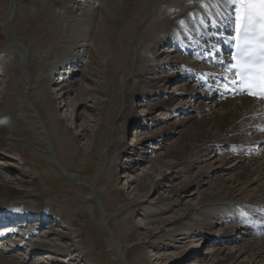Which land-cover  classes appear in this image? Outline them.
I'll return each instance as SVG.
<instances>
[{
    "label": "rangeland",
    "instance_id": "obj_1",
    "mask_svg": "<svg viewBox=\"0 0 264 264\" xmlns=\"http://www.w3.org/2000/svg\"><path fill=\"white\" fill-rule=\"evenodd\" d=\"M173 1L164 0L161 4L158 0L146 2L149 16L157 15L155 13L157 11L158 15H163V11L168 10L171 13L174 12L170 4ZM104 2V0H98L94 5L98 9L89 13L92 14L90 17H84L80 10L81 0H0V105L1 107L3 105V109L8 107L7 104H3L5 103L3 99L8 93L7 83L14 78L13 73L3 72L4 67H13L19 73L18 85L23 89L17 87L12 90V95H7V99L10 100L8 109L16 112L13 116L15 119L20 118L18 121L23 123L25 128L27 127L24 128L25 133H33L35 141H38L35 137L39 136L37 126L41 127L44 134L42 139L46 143V145H36L37 153L31 148L28 150L31 154H28L30 161L27 162L29 166L31 165V174H34L31 178L23 176L21 168L24 165L13 158L12 154H8L10 158L2 159L0 164L8 162L11 166L3 167V164L0 166V180L11 181L12 189L21 196H26L33 189H41V192L46 194V196L42 195L48 202L46 210L49 216L50 213H54L53 211L59 213L67 212V210L70 211L69 214L67 213L68 216H65L67 218L77 220L80 215H87V219H84L82 224L84 235L78 239L75 235L76 231H70V237L63 240L59 238L60 235L47 233L52 231L51 227L54 224L49 222L37 230L33 229L37 234L34 233L36 234L32 236L34 240L30 242L47 243L51 247L34 251L36 247L24 246L21 248L25 250L18 248L8 255L0 254L20 264H217L218 259L230 253L235 257L226 264H264L263 256L257 258L258 261L248 252V245L252 241L242 235L244 230L237 228L232 232L233 236L225 234L227 239H221L222 229L226 230L235 226L231 223L234 218L230 215L223 218L220 216L223 215L222 213L211 216L207 212H211V209L213 212V208L205 203L202 204L210 195L218 191L224 192L222 189L224 181L227 185H231L229 179L233 173L227 169H233L236 161L231 158L229 163L224 165L222 162L220 165L219 161L228 157V154L218 151L212 152L211 156L202 157L201 162L188 168L187 165L184 166V163L179 162V164L174 156H167L169 149L175 147L180 137L188 131L194 132L196 127L194 124L198 121L193 111L200 106L201 100H195L192 97L196 94L189 97L185 92L191 90L193 86L186 82L185 76L178 75L177 81L170 82L168 86L160 89L161 92L147 96L144 101L135 97L127 109L131 110L133 118L123 125V131L121 130L122 147L121 149L113 147L111 145L113 138H111L109 147L112 148L109 150L112 152H109L111 155L109 161H105L106 165H102L103 159L107 158L106 154H102L105 149L99 150L94 145L98 134L97 129L102 123L101 102L107 98L105 94L109 89L114 90L117 95L116 102H118L120 93L118 77L110 81L112 85L109 83L106 86L100 83L104 80L100 79L98 72L89 68L88 63L83 60L78 62L73 58H61L59 51L55 50L65 42L61 37L68 36L67 28L73 26L81 29L84 23L82 21L86 22L93 17L88 29L92 30L99 21L100 13L109 15L112 6L105 5ZM93 3L94 1H90V4ZM182 3L183 6L193 4L192 0ZM220 3L224 2L220 0L215 2L214 8ZM84 5L89 6V3ZM156 6L157 8L153 10ZM159 7L161 8L158 9ZM121 8L119 7L116 12L117 15H120ZM149 24L150 21L145 19L140 21L136 28L137 43L134 49L136 48L137 53L147 50L146 40L142 41V33ZM86 38L87 34L83 33L78 40L85 41ZM162 38L160 37L159 40ZM159 40L157 39L155 43L150 42L148 47L153 54L154 65L158 66L156 71L159 75L167 76L170 75L167 71L172 69L170 67L172 59L176 57L181 60L183 57L169 45L173 38L170 42L163 44H158ZM60 41H62L61 44ZM84 43L92 46V42L87 43V40ZM78 52L83 54L85 50L79 49L76 53ZM153 74L146 75V79L153 78ZM45 77L49 78V84L46 87L41 84ZM119 77L122 78L123 75ZM180 77L183 79H179ZM93 78L95 81L91 80ZM129 85L130 92L138 88L136 81L131 80ZM46 89L50 91L49 97L53 98L50 105L46 102L48 93ZM31 93L36 98L35 103L38 102V105H41L40 108L37 104L30 102ZM23 94L27 96L24 101L26 105L23 102ZM64 95L66 96L62 101L61 97ZM169 98L171 99L170 108L166 111L159 105ZM186 102L185 110L177 107ZM52 104L59 122L45 118L43 114V109L47 114H53ZM26 107L29 109L28 115L25 111ZM213 107L211 111L216 120L227 112L224 105H217L216 109ZM190 115L195 117L185 121L184 118ZM181 122L184 123L180 124ZM58 123L67 130L60 133L56 127ZM214 124L212 123L209 128L208 135L215 138ZM46 126L48 133L45 130ZM119 126L122 127V125ZM113 128L114 135L118 124L117 126L114 124ZM190 145L191 143L187 142L188 149ZM217 148L222 149L220 146ZM107 150L108 148L106 152ZM231 151L228 150V152ZM256 159L254 162L261 167L262 163ZM107 162L113 163L112 170L108 168ZM238 171L240 169H237ZM40 174H44L45 178L42 179ZM207 174L209 177L206 176ZM195 178L199 179L197 186H189L187 190H181V185L190 180L194 181ZM30 180H33L35 184L21 182ZM259 180L257 179L258 183L249 190L246 186L241 187L243 190L236 194L242 192L243 195L239 198L237 196L235 202L237 205H242L237 202H244L254 197L252 194L258 189L259 196H263L264 187ZM175 188H180L175 191L176 194L173 192ZM32 210L35 209L32 208ZM237 216L239 218L238 214ZM37 219L39 218L35 215L31 220L33 225L28 226L34 227L35 224L38 226L40 222H37ZM112 221L118 223L114 225ZM175 221L177 224H174ZM225 221H228L230 225H224ZM54 228L64 230L60 226H54ZM229 237L231 240L228 239ZM123 244L132 245L133 250H136L129 259L123 252ZM244 250L245 253H239ZM222 252L223 255H221ZM72 257L75 258L73 263ZM139 260L143 262L140 263Z\"/></svg>",
    "mask_w": 264,
    "mask_h": 264
},
{
    "label": "bare ground",
    "instance_id": "obj_2",
    "mask_svg": "<svg viewBox=\"0 0 264 264\" xmlns=\"http://www.w3.org/2000/svg\"><path fill=\"white\" fill-rule=\"evenodd\" d=\"M90 1L92 2L94 1V3L90 4ZM97 1L98 0H83L81 4V9H80L82 10L81 14L84 17H88V16L90 17L92 14L90 15L89 13L95 12V10L98 9L97 7L94 6L97 3ZM104 1H105L104 2L105 5L112 6L110 10V14H109L111 15V17L105 13H100L101 15L98 18L99 19L98 23L94 27L91 26V28L93 27L92 30H88V29H90L89 28L91 25L90 22L93 20L92 19L93 17L86 20V22L85 20H83L82 22L84 23L82 24L81 29L74 28L73 26L67 28V31L66 30L65 31L67 32L66 34H68V36L62 35L61 37L62 40H65V42L63 41L64 43L58 46L55 50V51L57 50L59 51L58 53L61 58L62 57L64 59L73 58V59H76L78 62H81L83 60L85 61V63H88L89 68L98 72L101 76L100 79L104 80V81H101L100 83H104L106 86L107 84L110 83V81H114L115 78L118 77V86H119L118 88L120 91V93L118 94V102H116V96H117L116 93L114 92V90H111V89H109V91L106 92L105 94L107 98L104 101L101 100L102 101L101 103L103 105L102 109H100L101 111L100 114L102 116V123L99 129H97L98 134H97V139L95 138L96 140L94 142V145L99 150L103 148L105 149V151L102 154H106L107 158L103 159L102 161L103 166L106 165L105 161H109V158L111 155L109 152H112L109 150L111 138H113L111 142V145L113 147L119 148V149H121L122 147V137L120 135L121 130L123 131V125L130 122L133 118V114L132 112H130L131 110L129 111L127 109L130 107L131 103H133L135 97H139L144 101L147 96H150L151 94H155V93L158 94L159 92H161L160 89H163V87H165L166 85L168 86L170 82L175 81L178 75L184 76L186 74L185 73L186 70L181 67V64L183 62L185 63L186 61L182 59L179 60V59H176V57H174L172 59L173 61L170 64V67H172V69L171 70L169 69L170 71H167L170 73V75H167V76H165V74L159 75V72L156 71L158 69L157 68L158 66L154 65L155 61L153 60L154 58L153 54H151L149 51V47H148L149 43L153 41L155 43V41L157 39L159 40L160 37H163V38L158 41V44L170 42L172 38L175 39L179 37L180 35H178V33L179 34L183 33L179 25L182 19L186 20L185 25H183L184 29L186 27L193 29L194 28L193 26L195 25V23H197V21L202 20V19L206 20L208 18L207 15H203L206 18L203 16L202 18H198L196 16L197 14L200 16V13L192 12V10L196 9V7H199L200 9H202L201 5H203L204 7L206 5L205 10L207 11L209 10L210 12L213 13L216 7L220 6L222 8V11L225 12L227 8L230 6L229 0H220V1H223L224 3L218 4L215 8H214L215 3H210L211 0H192L193 4L191 6H186V5L183 6L182 2L183 1L187 2V0H174L173 2L170 3L172 4L173 10H175L174 12L171 13L168 10L165 12L163 11V15H160V14L158 15V11H157L155 12L157 15L150 17L149 8L147 6L148 4L145 5V3L152 2L154 0H104ZM158 1L161 4L164 0H158ZM217 1L219 0H215V2ZM85 3H89V6L84 5ZM119 7H122L121 8L122 10H121L120 15H117L116 12L118 11ZM156 8L157 6L154 7L153 10H155ZM160 8L161 7H159L158 9ZM205 10H204V13H205ZM193 18L196 21L194 23L191 22V19ZM145 19H148L150 21V24L146 27L145 32L142 33V39H143L142 41L146 40L147 50L145 52L137 53L136 48L134 49L137 43L135 31H136V28L139 26V22ZM120 26H122L121 29H120ZM83 33L87 34V38H86L87 43L92 42V46H90L89 44H85L84 42L86 40L85 41L78 40L79 36H81V34ZM61 42L62 41H60V44ZM79 49H84L85 52L83 54L79 52L76 53V51ZM173 50L175 49L173 48ZM175 52L177 51L175 50ZM57 58L59 59V57ZM49 60L50 59H48V61ZM149 62H152L151 65L149 64L147 65V63ZM187 64H189V62H187ZM190 67L195 68V69L198 68L196 67V65H190ZM3 72L7 74L9 73L14 74V78L9 83H7L8 93L7 92L6 93L7 95L10 96L12 95L11 93L12 90L16 89L17 87L21 89L20 85H18L19 83L17 79V75L19 73L15 68L8 67V66L4 67ZM151 73H154L153 74L154 77L151 79H146L147 78L146 75L151 74ZM119 75H123V77L120 78ZM179 79H183V78L180 77ZM91 80L95 81L94 78ZM131 80L136 81L137 87H138L133 92L129 91L130 90L129 82ZM188 81L189 79H186L187 83ZM41 84L44 87H46L49 84V78L45 77L44 79H42ZM48 90H47L48 93L46 94V98H47L46 102L48 105H50L53 98L49 97L48 94L50 91ZM42 91L44 92L45 90H42ZM185 92H187L189 97L193 94H197L196 85H193L191 90H188ZM7 95L3 99L5 103L3 102L2 103L5 105L7 104V106L9 107L8 103L10 102V100L7 99ZM65 96L66 95L62 96L61 100ZM22 97L24 99L23 100L24 102L27 96L23 94ZM29 98H30V102L34 104L35 99H36L34 94L31 93V96ZM170 101L171 99L169 98L164 103L160 104L159 106L164 108L166 111H169ZM35 104L38 105V102H36ZM39 104L41 103L39 102ZM185 104H187V102L182 103L181 105L177 107H182L179 109L185 110L184 108ZM199 104L200 106L197 109H195V111H193V114L196 115V117H198L197 123L194 124V126H196L194 132L191 133V131H188V133L180 137L179 139L180 141H177L175 147L173 146L169 149L168 151L169 153L167 154V156L168 157L174 156L175 160L178 163L179 162L184 163V166L187 165L188 168H192L194 164L201 162L202 157H207L212 152L217 153L218 151L228 154V157L222 158L219 161L220 165L222 162H224V165L225 163H229L230 162L229 159L231 158H233V160L236 161V164L233 167V169H227L228 171H231V173H233L230 179L227 178V180L229 179L231 185L230 186L227 185L226 181H224V183H222V189L224 190V192L222 191L223 193L218 191V193H214L210 195L202 202V204L205 203V205H208L209 207L213 208V212L211 209L212 213L208 211L207 214L210 213L211 216L212 215L215 216V214L217 215L219 213H222L223 215H220V216L223 218H227L229 217L228 215L234 216L233 212L236 211V207L238 206L235 203L237 196L239 198L240 196L243 195L242 192L239 194H236L240 190H243L241 189V187L246 186L247 189L249 190L250 188L253 187V185L258 183L256 182L257 179H260L259 180L260 182L262 181L261 186L264 187V184H263L264 182V147H262L264 144V133H260L257 131V126H264V118H262V114L264 113V104L259 103L255 100L248 99V98H238L237 100L226 101V102H218L216 100H213V101L201 100ZM29 105L31 104L29 103ZM217 105H224L226 107L227 112L222 117L216 120V118L213 116V112L211 111V108L215 106L213 108L216 109ZM45 106L47 107V105ZM8 107L3 109V105L2 107L0 105V158H1L0 161H3L2 159L10 158L8 154H12L13 158H15L19 163H22V165H24L21 168L23 172V176L24 177L28 176L29 178H31V176H33L34 174L33 175L31 174L32 168H30L31 165L29 166V163L27 162L29 160L28 154H31L28 152V150L31 148L34 150L35 153H37L38 150H37L36 145L37 146H41V144L46 145V143L44 142V139H42V135L44 134L42 132L41 127L37 126V129L39 130L38 132L39 136L35 137L38 140V141H35L33 137L34 136L33 133H25L24 124L22 123L23 124L22 125L18 121L20 120V118L15 119L13 115H15L16 112L9 110ZM40 107L41 105H38V108ZM51 108L53 110V104L51 105ZM25 111H27L26 114L28 115V112H29L28 107H26ZM54 111L55 110L52 111L53 114L51 115V114H47L46 111H44L43 109V114L45 118L52 119V120L55 119L56 121L59 122V118ZM255 116L257 118H255ZM190 117L191 115L188 116L187 118H184V120L188 121ZM184 122H181L180 124H183ZM212 123L213 124L215 123L214 124L215 132H216L215 138L212 137L211 135H208L209 134L208 131H209V128H211ZM114 124L116 126L118 124V128L115 129L116 131L114 132V135H113V129H114L113 125ZM119 125H122V127ZM56 127L58 128L60 133L66 129L63 125L59 123ZM45 130L47 133L49 132V130L47 129V126ZM27 132H28V129H27ZM187 142L191 143L190 145L191 147H189V149L187 148ZM255 144H261V148H262L261 150L263 151L262 156L258 155V153H252V152H247V150H241V148L251 147V146H254ZM217 146L218 147L220 146V148L222 149L217 148ZM107 148L108 150L106 152ZM231 148H235V152H232V151L228 152V150ZM248 154H252L253 156L248 159L247 158ZM114 155H116V153ZM259 156H261L260 160H259ZM255 159L259 161L260 163H262L261 167H260V164H258L257 162L256 163L254 162ZM109 163L107 166L109 169L112 170L114 165H111L113 163L111 164ZM2 164L4 165L3 167H5L6 165H8L7 167L11 166L8 164V162H2L0 166ZM174 164L176 163L174 162ZM108 168H107V171H108ZM221 168L224 169V167H221ZM257 168L259 169L258 171L253 170ZM237 169H240V171L237 172ZM44 174L43 175L40 174V177L42 179L45 178ZM206 176L209 177V174H207ZM193 180L194 181L190 180V181H187L186 184L181 185L180 187L181 190L185 191L187 190L189 186H197L199 184L198 178H195ZM12 181H14V179ZM21 182L22 183L25 182V184H35L33 180L21 181ZM10 183L11 181L6 182L3 180H0V216L5 218L6 220H9V221L12 220V222H19L20 224H23L25 226L29 222V219L22 218L24 216H22L21 214L17 212L21 210L22 208L25 211L31 212L32 215L34 216L36 215V218L37 217L39 218L36 220L37 222H40L38 226H40L41 223L47 224L49 222H53L54 224L51 223L53 224L51 227L52 231H49L47 233H54L57 236L60 235L59 238H62V240L70 237L69 236L70 231H76L75 235L77 239L78 237H82L84 235L82 232L84 228L82 227V224H83L84 219L85 220L87 219V215L82 216L83 214L82 215L79 214L80 215L79 218L75 220L76 218L71 219V218L65 217V216H68L70 212L69 210H67V212L62 211L59 213H55V211H53L54 213L52 214L50 213V216H49V212H47L46 210V206H48V202H46L43 197V195L46 196V194H44V192H41V189H38V190L33 189L30 192H28L26 196H21L20 193L12 189L13 187L11 186ZM180 188H175V190H173L174 194H176L175 191ZM226 190H229V191H226ZM257 191L252 194L254 195V197H251V199L244 201V202H237V203H240L242 205L244 204H249V205L264 204V190L262 192L263 194L262 197L259 196V192ZM24 199L28 201H25ZM32 208H34L35 210H32ZM11 217H14V218L11 219ZM2 221H5V220H2ZM117 223L118 222L114 221L113 224L115 225ZM174 224H177V221H175ZM225 224H229V223L224 222V225ZM232 225H235V226L232 228L226 229V230L224 229L221 230L223 232V234L221 235V239L222 238L227 239V236L225 234H227L228 236H231V235L233 236L232 232L235 231L237 228H240L239 225H236L234 223ZM34 226H36V224ZM54 226H58V227L60 226L62 229L64 228V230L56 229L54 228ZM3 228L4 227H1V229ZM31 235L33 236L35 234L32 233ZM22 238L23 239L21 241L22 242L21 246L22 247L29 246V248L34 246L36 247L34 248V251L35 250L41 251L40 249H46L48 247H51L47 243H42V242L40 244H35L32 242L29 243L27 242L25 235ZM228 239H230V237ZM249 241H252V242L251 244L248 245L249 247L248 252L252 254L255 259L261 258L262 256L264 257V238L263 239H254V238L250 239L249 238ZM122 247H123V252H125L128 255V259L132 257L136 252V250H133L132 245L123 244ZM240 252L245 253L246 251L245 250L239 251V253ZM223 254L224 253L222 252L221 255ZM0 255H1L0 264H20L17 261L6 258L2 254ZM234 257L235 256L233 254L230 255V253H226V255H223L222 258L218 259L217 264H226L232 261ZM74 260L75 258L72 257L71 259L72 263ZM141 262H143V260H141L140 263Z\"/></svg>",
    "mask_w": 264,
    "mask_h": 264
},
{
    "label": "snow or ice",
    "instance_id": "obj_3",
    "mask_svg": "<svg viewBox=\"0 0 264 264\" xmlns=\"http://www.w3.org/2000/svg\"><path fill=\"white\" fill-rule=\"evenodd\" d=\"M241 5L245 9L243 23L245 25L244 35L247 36L248 27L257 22L264 26V0H241ZM261 47L264 48V45ZM242 55H248L247 51L242 49ZM261 95H264V87H262Z\"/></svg>",
    "mask_w": 264,
    "mask_h": 264
}]
</instances>
